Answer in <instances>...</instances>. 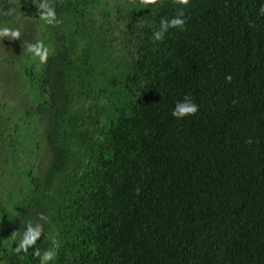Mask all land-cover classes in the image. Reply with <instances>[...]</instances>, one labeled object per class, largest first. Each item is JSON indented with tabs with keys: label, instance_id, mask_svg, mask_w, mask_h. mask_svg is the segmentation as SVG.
Here are the masks:
<instances>
[{
	"label": "trees",
	"instance_id": "trees-1",
	"mask_svg": "<svg viewBox=\"0 0 264 264\" xmlns=\"http://www.w3.org/2000/svg\"><path fill=\"white\" fill-rule=\"evenodd\" d=\"M52 2L0 0V262L264 264V0Z\"/></svg>",
	"mask_w": 264,
	"mask_h": 264
},
{
	"label": "clouds",
	"instance_id": "clouds-1",
	"mask_svg": "<svg viewBox=\"0 0 264 264\" xmlns=\"http://www.w3.org/2000/svg\"><path fill=\"white\" fill-rule=\"evenodd\" d=\"M147 3H155L156 0H145ZM37 7L40 9V18L43 19L47 24H57L62 23L57 17L56 8L52 0H35ZM190 0H178L180 5H188ZM188 23L185 16V11L183 8L174 15L170 20L167 18H162L160 20V26L157 30L153 32L152 42L155 44L157 42H163L166 38L167 33L170 29H177L183 31ZM22 32L20 28H9L0 27V40L4 38H9L12 40L21 39ZM29 53L34 54L35 57H39L41 62H46L49 56V50L45 47L42 41H37L34 44L28 45ZM226 79L230 82L232 80L231 75L227 76ZM200 111V104L197 103L193 98L185 95L184 98L178 101L174 108L172 109V116L177 119H184L190 116H196ZM29 233L31 235L26 240V243L34 242L35 238L39 235L38 232L34 231L31 226L29 227ZM46 259H50V254L46 255Z\"/></svg>",
	"mask_w": 264,
	"mask_h": 264
},
{
	"label": "rangeland",
	"instance_id": "rangeland-1",
	"mask_svg": "<svg viewBox=\"0 0 264 264\" xmlns=\"http://www.w3.org/2000/svg\"><path fill=\"white\" fill-rule=\"evenodd\" d=\"M21 26H26V25H21ZM4 47H5V38L3 40H0V50L3 51ZM2 247H3V244L0 243V250L2 249ZM0 264L2 263L0 262Z\"/></svg>",
	"mask_w": 264,
	"mask_h": 264
}]
</instances>
